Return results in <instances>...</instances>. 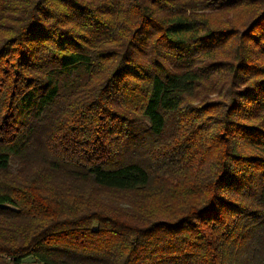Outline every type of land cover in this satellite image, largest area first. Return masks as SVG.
Returning <instances> with one entry per match:
<instances>
[{"label": "trees", "instance_id": "trees-1", "mask_svg": "<svg viewBox=\"0 0 264 264\" xmlns=\"http://www.w3.org/2000/svg\"><path fill=\"white\" fill-rule=\"evenodd\" d=\"M264 264V0H0V264Z\"/></svg>", "mask_w": 264, "mask_h": 264}, {"label": "rangeland", "instance_id": "rangeland-1", "mask_svg": "<svg viewBox=\"0 0 264 264\" xmlns=\"http://www.w3.org/2000/svg\"><path fill=\"white\" fill-rule=\"evenodd\" d=\"M24 264H34L33 261L31 259H26L24 261Z\"/></svg>", "mask_w": 264, "mask_h": 264}]
</instances>
